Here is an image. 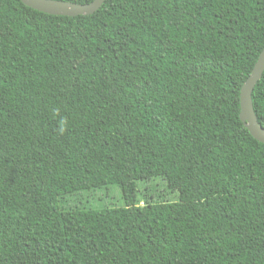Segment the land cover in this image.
Segmentation results:
<instances>
[{"label":"trees","instance_id":"obj_1","mask_svg":"<svg viewBox=\"0 0 264 264\" xmlns=\"http://www.w3.org/2000/svg\"><path fill=\"white\" fill-rule=\"evenodd\" d=\"M263 47L264 0H0V264H264ZM251 98L264 129V71ZM155 178L178 200L139 206ZM109 185L123 208L60 206Z\"/></svg>","mask_w":264,"mask_h":264},{"label":"water","instance_id":"obj_2","mask_svg":"<svg viewBox=\"0 0 264 264\" xmlns=\"http://www.w3.org/2000/svg\"><path fill=\"white\" fill-rule=\"evenodd\" d=\"M105 0H93L85 5L71 4L54 0H20V2L34 10L50 16H91L100 8ZM264 71V47L251 71L250 76L240 89L239 118L244 123L251 136L264 144V129L259 125L252 106V92Z\"/></svg>","mask_w":264,"mask_h":264},{"label":"rangeland","instance_id":"obj_3","mask_svg":"<svg viewBox=\"0 0 264 264\" xmlns=\"http://www.w3.org/2000/svg\"><path fill=\"white\" fill-rule=\"evenodd\" d=\"M137 199L139 206L146 201L158 203L162 201L174 202L178 194L167 189L162 178H155L137 183ZM125 202L121 189L117 185H109L98 189L78 192L61 199L60 206L65 209L103 210L123 208ZM211 264H232L230 262H217Z\"/></svg>","mask_w":264,"mask_h":264}]
</instances>
